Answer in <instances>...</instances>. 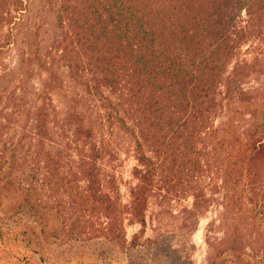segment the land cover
<instances>
[{"label":"trees","instance_id":"1","mask_svg":"<svg viewBox=\"0 0 264 264\" xmlns=\"http://www.w3.org/2000/svg\"><path fill=\"white\" fill-rule=\"evenodd\" d=\"M50 2L52 5L56 2L50 10L55 14V25L61 28V37L55 40V47L49 46L51 52L40 53L35 49L28 56V149L24 155L28 181H22L19 175L12 177L14 170L23 173L17 145L8 170L3 171L4 165L0 163V191L6 189L17 201L23 198L28 202L42 234L52 232V217L58 214L53 204L45 201L44 189L62 193L60 200L69 206L105 217L106 225L98 232L119 246L128 243L126 212L130 220L142 227L146 225L156 167L154 158L146 153L140 140L137 160L142 168L138 169V183L132 189L130 203L122 205L102 190L100 147L94 142L81 146L77 138L75 147L71 148L74 155H67L64 150L70 147L63 148L59 135L51 128L50 91L60 83L53 68L56 59L52 49L55 48L60 59L67 62L68 73L85 85L90 94L119 91L128 110L145 127L153 146L157 147L156 153H163L173 161L192 158L200 135L209 129L218 108L225 107L220 131L227 141L219 140L220 147L227 153L228 171L252 180L253 226L261 230L264 225V92L244 90L241 84H236V79L227 77V69L249 31L264 23V0ZM6 4L7 0H0V11ZM243 16L246 25L238 28ZM37 69L47 72L52 82L40 79V85H35L32 77ZM219 96L226 99L225 105ZM245 120L250 123L247 130L239 133L234 130L237 121ZM93 130L87 127L84 133L91 136ZM76 132L82 133L83 129L78 128ZM140 137L147 139L142 134ZM0 152L3 156V150ZM194 205L195 209L199 206L197 197ZM9 232L0 229V242L10 240L11 235L18 240V234ZM25 233L26 241L31 244L35 230L29 228ZM258 235L264 242V229ZM129 244L140 245L138 234H134ZM261 255L264 257V251Z\"/></svg>","mask_w":264,"mask_h":264},{"label":"rangeland","instance_id":"2","mask_svg":"<svg viewBox=\"0 0 264 264\" xmlns=\"http://www.w3.org/2000/svg\"><path fill=\"white\" fill-rule=\"evenodd\" d=\"M50 1L7 0L0 11V163L3 171L8 170L13 148L18 145L23 173L14 170L12 177L19 175L24 182L28 181L24 157L28 149V56L35 49L51 52L49 46L55 47V40L61 37ZM245 18L238 28L246 25ZM52 54L60 83L50 91V120L62 147H70L64 153L74 155L71 148L77 138L81 146L96 143L102 153V190L122 205L130 203L138 169L142 168L137 160L138 140L154 158L155 180L150 188L146 225L130 220L126 212L128 243L119 246L98 232L106 225L105 217L69 206L60 200L62 193L44 189L45 201L53 204L59 215L52 217V232L42 234L28 202L23 198L17 201L2 189L0 229L18 234V240L11 235L10 240L0 242V264H264V242L262 237L258 239L264 225L261 230L253 226L252 180L228 171L227 153L219 143L227 141L220 131L225 107L218 108L209 129L200 135L192 158L176 162L156 153L157 147L119 91L90 94L68 73L67 62L60 59L55 48ZM230 63L227 77L236 79L237 85L251 93L264 92V23L249 31ZM40 79L52 82L47 72L37 69L32 82L39 86ZM218 99L225 105L226 99ZM87 127L94 129L91 136L84 133ZM249 127L247 120L237 121L234 130L239 133ZM78 128L83 132L77 133ZM228 132L233 135L231 129ZM57 202L61 205L56 206ZM28 227L36 232L31 244L26 241ZM134 234L139 236L137 247L129 244Z\"/></svg>","mask_w":264,"mask_h":264}]
</instances>
